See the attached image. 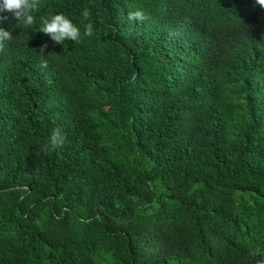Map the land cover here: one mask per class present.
<instances>
[{
  "label": "trees",
  "instance_id": "trees-1",
  "mask_svg": "<svg viewBox=\"0 0 264 264\" xmlns=\"http://www.w3.org/2000/svg\"><path fill=\"white\" fill-rule=\"evenodd\" d=\"M41 5L30 28L10 13L0 24L12 32L0 51V264L264 260L251 254L264 250V8ZM136 10L148 19L129 20ZM58 13L80 43L39 31ZM54 129L64 142L45 154Z\"/></svg>",
  "mask_w": 264,
  "mask_h": 264
},
{
  "label": "clouds",
  "instance_id": "clouds-1",
  "mask_svg": "<svg viewBox=\"0 0 264 264\" xmlns=\"http://www.w3.org/2000/svg\"><path fill=\"white\" fill-rule=\"evenodd\" d=\"M255 3L261 8H264V0H255ZM41 0H0V24L5 20L10 19L6 13L11 14V19H14L18 25L24 28H30L36 23L35 13L41 9ZM90 10L85 7L81 12V24H84L83 36L91 37L94 33L92 23H85L90 20ZM129 20H138L143 22L148 19L143 10L130 11L128 14ZM39 31L49 36L54 44H64L65 41H72L73 43H80L81 29L73 21L62 13L53 14L50 17L43 16L40 18ZM12 39V32L0 27V51H3V42ZM48 44L44 43L39 48L40 59L38 63L39 68H47L48 61L45 57V49ZM135 73L130 77L131 82H135ZM64 142V137L59 129H54L51 133L48 142L40 149L45 154L50 151H55ZM264 250L256 248L252 251V255L262 254ZM264 264V260L258 262Z\"/></svg>",
  "mask_w": 264,
  "mask_h": 264
}]
</instances>
